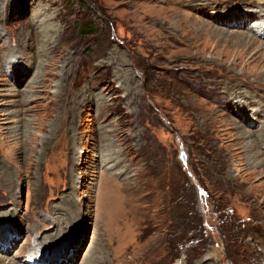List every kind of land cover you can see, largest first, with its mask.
<instances>
[{
  "label": "rangeland",
  "instance_id": "1",
  "mask_svg": "<svg viewBox=\"0 0 264 264\" xmlns=\"http://www.w3.org/2000/svg\"><path fill=\"white\" fill-rule=\"evenodd\" d=\"M261 31L264 0H0V264H264Z\"/></svg>",
  "mask_w": 264,
  "mask_h": 264
},
{
  "label": "bare ground",
  "instance_id": "2",
  "mask_svg": "<svg viewBox=\"0 0 264 264\" xmlns=\"http://www.w3.org/2000/svg\"><path fill=\"white\" fill-rule=\"evenodd\" d=\"M259 2H262V1H259ZM246 3V2H245ZM249 4V3H248ZM251 4V3H250ZM257 6V5H256ZM257 8V7H256ZM258 10V9H257ZM255 12H256V10H255ZM259 12V11H258ZM263 30V29H262ZM258 31V30H257ZM256 34L258 35V36H260V37H263L264 36V32H256ZM250 37V36H249ZM253 37V36H252ZM257 37V36H256ZM264 38V37H263ZM259 39V38H258ZM250 42V41H249ZM92 246H90V248H91ZM90 263L91 264H99L96 260H92V261H90Z\"/></svg>",
  "mask_w": 264,
  "mask_h": 264
}]
</instances>
